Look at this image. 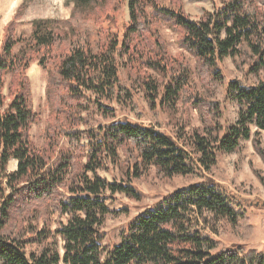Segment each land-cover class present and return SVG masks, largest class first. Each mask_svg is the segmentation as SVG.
<instances>
[{
  "label": "trees",
  "instance_id": "1",
  "mask_svg": "<svg viewBox=\"0 0 264 264\" xmlns=\"http://www.w3.org/2000/svg\"><path fill=\"white\" fill-rule=\"evenodd\" d=\"M125 2L130 19L120 29L115 16ZM72 3L68 19H34L28 38L15 36L26 3L4 28L0 264H264V250L224 249L215 239L225 224L245 240L254 228L241 200L213 179L167 195L129 223L119 244L109 249L101 244L105 222L127 213L112 210L108 201L115 194L140 200L131 180L151 167L160 178L212 174L220 154L240 151L244 140L252 141L264 162V0H224L198 21L185 12L182 0L166 5L161 0ZM162 24L178 33L179 47L194 58L201 92L192 86L185 56L169 53L159 32ZM225 57L239 68L247 64L258 78L254 85L229 82L226 98L238 106L237 119L229 126L220 123L216 89L222 80L216 67ZM118 58L127 60L133 85L145 93L151 109L160 107L172 118L175 137L130 120L90 126L84 114L91 103L104 118L114 120L116 110L102 101L118 100L120 92L132 101L131 91L120 82ZM33 62L47 72L50 114L41 148L30 135L39 120L26 76ZM191 108L200 127L187 132ZM121 152L129 162L127 181L110 182L99 171L119 164ZM12 159L17 169L9 172ZM254 172L264 184L260 172ZM34 218L42 221L40 226L32 224ZM55 236L61 249L53 242ZM29 244L40 248L28 254Z\"/></svg>",
  "mask_w": 264,
  "mask_h": 264
},
{
  "label": "rangeland",
  "instance_id": "2",
  "mask_svg": "<svg viewBox=\"0 0 264 264\" xmlns=\"http://www.w3.org/2000/svg\"><path fill=\"white\" fill-rule=\"evenodd\" d=\"M185 12L191 19L198 21L206 12L215 10L221 6L224 0H182ZM227 1V0H225ZM26 3V9L19 19L15 36L17 39L28 38L31 34V23L38 18H58L68 19L71 15L73 7L72 0H0V51L3 44L4 28L12 19L17 8ZM163 5L168 3V0H161ZM116 23L120 29L123 24L129 22V9L127 2L122 4V8L115 16ZM161 37L165 40L169 53L173 57L183 54L185 62L192 69L191 83L197 91H202V87L198 82L197 75L194 72V58L182 50L178 45V33L174 32L167 25L162 24L159 27ZM20 45L16 47V51ZM119 77L121 85L131 91L132 101L123 99L121 92L119 99L110 101L103 100L116 110L114 120L104 118L98 107L90 104V110L85 113L86 118L93 128L98 125H103L112 121L130 120L139 122L144 125H152L159 130L175 137V131L172 118L169 114L157 107L151 109L145 93L133 85L130 77L132 71L128 67L125 58H118ZM217 70L222 76V80L217 83V99L222 106V117L219 119L224 126L233 124L237 119L238 106L236 102L230 98H226V89L230 81L239 80L245 85H254L258 82V78L248 72V65H243L242 68L236 66L235 62L230 57H225L217 65ZM26 76L30 82L31 91V106L38 114L39 120L31 127L30 135L33 143L37 148L44 145L46 137L47 118L50 114V107L46 97L47 72L38 64L33 62ZM10 77H5L4 94L8 93V83ZM180 105V104H179ZM180 108V106H179ZM182 110L177 114L178 118ZM190 125L187 132L192 127H200L197 111L193 108L189 112ZM262 147L264 148V132L260 134ZM241 150L238 152L222 153L219 157V166L212 174H201L200 177L177 175L172 178H160L155 170L151 167L140 178H133L131 184L140 194V200L127 197L125 194H115L108 201L112 210L125 211L116 219H108L101 228V244L105 249L111 248L113 245L119 244L126 234L128 225L136 216L145 211L154 208L167 195L172 194L178 189L187 187L194 183H198L204 179H213L223 186L230 194H233L238 200H241L242 207L245 210L250 222L254 228V233L250 239L245 240L239 238L236 232L225 224L224 233L215 237L221 243L224 249H240L248 250H264V184L259 180L254 170L260 172L264 177V162L255 151L251 140H244L241 143ZM129 164L127 156L121 152V162L117 165L108 164L106 169L100 170L99 175L106 178L110 182H125L127 181L126 169ZM9 172L17 169V163L12 159L8 167ZM10 192V191H9ZM41 220L37 218L32 220V224L40 226ZM31 225V223H30ZM55 226H53V229ZM53 242H57L59 249L62 247V241L58 236L52 238ZM51 239V240H52ZM39 245L29 244L26 246L27 253L37 251Z\"/></svg>",
  "mask_w": 264,
  "mask_h": 264
},
{
  "label": "crops",
  "instance_id": "3",
  "mask_svg": "<svg viewBox=\"0 0 264 264\" xmlns=\"http://www.w3.org/2000/svg\"><path fill=\"white\" fill-rule=\"evenodd\" d=\"M14 160V159H13ZM16 163H17V161L16 160H14Z\"/></svg>",
  "mask_w": 264,
  "mask_h": 264
}]
</instances>
